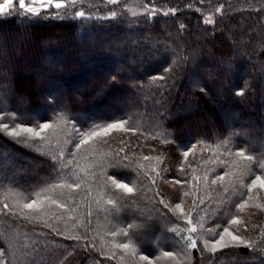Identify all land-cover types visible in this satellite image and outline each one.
Masks as SVG:
<instances>
[{"label": "trees", "instance_id": "obj_1", "mask_svg": "<svg viewBox=\"0 0 264 264\" xmlns=\"http://www.w3.org/2000/svg\"><path fill=\"white\" fill-rule=\"evenodd\" d=\"M146 3L82 0L71 9L90 20L65 19L64 9L60 19L31 23L0 14V116L52 125L27 146L0 133L3 264H145L142 254L152 264H264V186L248 187L264 177V0H151L159 10L152 17ZM112 10L120 15L105 18ZM23 37L32 43L23 47ZM161 74L165 80L153 79ZM61 109L64 118L54 120ZM120 119L134 131L75 147L77 129ZM117 152L132 162L117 173L132 177L131 194L104 186ZM177 178L182 184L170 183ZM32 200L39 211L24 208ZM217 224L245 244L226 238L229 247L203 250V239L218 238L207 231L219 232Z\"/></svg>", "mask_w": 264, "mask_h": 264}, {"label": "snow or ice", "instance_id": "obj_2", "mask_svg": "<svg viewBox=\"0 0 264 264\" xmlns=\"http://www.w3.org/2000/svg\"><path fill=\"white\" fill-rule=\"evenodd\" d=\"M82 0H67V4L63 2V0H30L28 4L25 3V0H17L18 3V8L23 10V12L17 13V9L12 7L13 5V0H4L3 3H0V14H5L8 17H12L14 14H18L24 19H27L29 23L33 22L34 19H60L61 18V12L58 10L64 9L63 16L65 19L71 18V19H92V16H86L85 11L83 10H78L75 11L74 13L71 12V9L75 8L78 3H81ZM120 0H106L107 4L110 5H117L119 4ZM35 3H39L41 6L40 8L33 7L32 5ZM151 0H149V3H146L143 5L145 12L143 14H146L149 17L155 16L156 13L159 11L155 7L150 6ZM201 3H203V0H201ZM222 7V6H221ZM41 8L43 9H49L53 8L57 11L55 12H49L46 15H43L41 12ZM171 13H175L177 9L172 8L169 9ZM219 11V8L217 9ZM168 13L165 12L164 15H167ZM120 14L112 10L109 12L108 16L105 17L107 19H115L119 16ZM133 15H136L133 13ZM213 21L211 19L206 20V23L211 24ZM184 25L180 24V28L184 29ZM186 59V58H185ZM176 62L173 61V64ZM173 69L171 67H165L164 68V74L172 71ZM161 74L159 76L153 77L154 80H165V75ZM201 91H204V89H201ZM237 95H243V89L238 90ZM67 107V106H65ZM64 114H63V109L57 111L54 113L53 119H63ZM31 122V121H29ZM128 123L127 120L120 119L112 123H105V124H100V123H93L89 125L87 130L84 129H77L79 136L81 137L80 143L76 144L75 147L79 148L82 144H88L90 140H92L94 137H99V136H106L111 130L115 129H122L125 131H134L132 128H125V125ZM11 124V127H10ZM52 125L47 122H39L36 121L32 127H27L24 125L23 120L17 119L14 114L8 113L7 116H0V133H5L7 136L12 137L16 139L17 143L28 145L29 140L35 139V138H40L41 140L45 139L46 137L41 136V133L45 132L46 130L50 129ZM170 135V134H168ZM168 136H165V139H167ZM189 154V150H184L183 155L186 157ZM237 155L244 157L245 154L243 151H240L237 153ZM246 159L251 160L252 157H245ZM145 160L149 159L148 157H144ZM108 166L113 170L111 174L108 172L104 173V186L105 187H110L114 186L117 189H123L126 193L131 194L133 192V188L130 187L129 185L133 183V179L131 176L120 178L118 177L117 173L120 171H130L132 168V162L128 159L127 156H121L119 152L115 153L113 157L109 160ZM261 167H264V165H261ZM53 168L55 169V165H53ZM137 170H139V165H137ZM216 180H223L222 175H218L216 177ZM216 180H213V183H216ZM153 183H155V180H153ZM170 183L173 184H182V181L177 178ZM259 183L261 186H264V177L261 175H255L253 179H251L248 187H255ZM64 184H57L55 187H64ZM79 184H76L75 187H79ZM67 187L72 188V184H68ZM39 195V193L37 194ZM187 195V193H185ZM243 195V193H241ZM109 203H112L111 199L108 201ZM52 203H56L55 200H52ZM160 204H163L165 208L168 207L167 203L161 199L159 201ZM246 203V201H245ZM245 203H240L238 206L240 209H243L245 206ZM37 205V200H32L30 203H26L24 205V208L27 209H34L36 211H39L36 207ZM59 206V205H58ZM9 206L7 204L4 205V209H7ZM176 209H181V204L177 203L175 205ZM240 221L238 218H234L231 220L232 224H238ZM188 224H192L193 221L191 218L187 220ZM128 228H132V224L127 225ZM217 228H220L219 232H214L212 228H208L207 231L212 233L214 237H218L215 239H203L202 244H203V250H207L213 254H215L219 249L222 248H227L229 247V243L233 246L240 245V244H245V241L242 239V237L238 235H234L227 226L221 227V225L217 224ZM201 228H203V225L201 224ZM189 232L191 234L197 233V228L195 226L191 227L189 229ZM120 233L124 236L128 235V232L124 229H120ZM116 233L113 232V235ZM230 238V242L228 239ZM70 239H79L78 237H70ZM187 246L189 249H196L197 248V240L190 235L187 238ZM251 247L252 245H247ZM117 247L122 248V249H128L130 247L129 243H121L117 245ZM164 256L171 257L173 256V252L171 251H165ZM5 255V252L3 249H0V257H3ZM139 259L141 261H147V264H152V260L149 258L148 255H140ZM0 264H3V261L0 260Z\"/></svg>", "mask_w": 264, "mask_h": 264}, {"label": "rangeland", "instance_id": "obj_3", "mask_svg": "<svg viewBox=\"0 0 264 264\" xmlns=\"http://www.w3.org/2000/svg\"><path fill=\"white\" fill-rule=\"evenodd\" d=\"M30 2V0H25V3L26 4H28ZM3 3V2H2ZM17 0H13V5H12V7H16L17 6ZM33 7H37V8H40L41 6L39 5V3H35V4H33L32 5ZM44 10H47V9H43V8H41V12L42 11H44ZM22 42V46L23 47H25V46H27L29 43H32V39L30 38V37H23V39L21 40ZM9 51L11 52H13L14 54H16L15 53V50H14V46H9ZM4 58H6V56L4 57V55H0V60L1 59H3L4 60ZM2 60V61H3ZM21 64H23V65H26L27 64V61H22V63ZM29 67L32 69L31 71H33V72H37L39 69L36 67V66H30L29 65ZM29 68V69H30ZM39 72V71H38ZM41 72V71H40ZM34 74V73H33ZM176 234L177 235H179L186 243H187V238L191 235L190 233H188V232H185V231H183V230H178V231H176ZM145 264H147V261L145 262Z\"/></svg>", "mask_w": 264, "mask_h": 264}]
</instances>
